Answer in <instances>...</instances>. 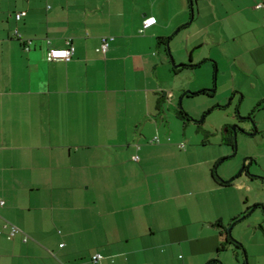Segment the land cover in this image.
Here are the masks:
<instances>
[{"label": "crops", "instance_id": "obj_1", "mask_svg": "<svg viewBox=\"0 0 264 264\" xmlns=\"http://www.w3.org/2000/svg\"><path fill=\"white\" fill-rule=\"evenodd\" d=\"M262 1L202 0L199 10L202 31L216 39L214 66L231 70L243 93L239 76L264 92ZM130 4L140 13L135 31ZM139 8V0H0V264L224 261V229L238 216L220 196L234 183L214 170L215 182L196 183L206 190L190 180L193 164H182L190 153L164 127L174 94L159 81L168 56L156 38L166 26ZM149 16L157 23L142 32ZM104 36L114 38L107 54L97 51ZM69 42L71 61L48 59ZM11 225L21 230L12 238Z\"/></svg>", "mask_w": 264, "mask_h": 264}, {"label": "rangeland", "instance_id": "obj_2", "mask_svg": "<svg viewBox=\"0 0 264 264\" xmlns=\"http://www.w3.org/2000/svg\"><path fill=\"white\" fill-rule=\"evenodd\" d=\"M142 6L149 14L155 13L163 21L161 25L166 26L160 36L166 37L168 43L160 44L156 38L157 51L168 56L167 69L159 70V81L165 92L174 94L169 100L172 106L168 105L170 108L166 111L170 118L166 119L164 127L173 134L171 144L178 151L190 153L186 160H181L182 164H193L188 170L193 173L190 180L196 188L206 190L205 182H201L202 186L196 183H200L202 175L213 182V170L219 179H234L233 186L220 198L234 200L229 207L231 210L225 213L229 215L233 210L241 221H233L226 229L231 231L232 241L243 244L245 253L234 243L226 247L227 242H224V261L219 264H257V260L264 263V256L254 259V254L256 257L264 254V247L260 245L264 242V101L259 105L263 89L251 88L249 84L244 87L245 78L239 76L236 82L243 83L245 93L238 91L234 89L231 70L227 69L224 74L218 65L214 66L215 59L211 55L218 56L216 39H211V31H202L205 22L202 18L206 19L204 14L202 18L199 15V10L205 11L201 8L202 0H139V7ZM133 10L130 4L126 17L130 30L135 31L140 13ZM137 35L146 37L149 33L138 31ZM202 42L204 45H198ZM171 57L178 65L193 66L174 72ZM180 109L186 119L178 116ZM231 132L234 139L236 132L237 149L232 145ZM214 194L207 191L202 197Z\"/></svg>", "mask_w": 264, "mask_h": 264}, {"label": "built area", "instance_id": "obj_3", "mask_svg": "<svg viewBox=\"0 0 264 264\" xmlns=\"http://www.w3.org/2000/svg\"><path fill=\"white\" fill-rule=\"evenodd\" d=\"M257 8L264 10V1L258 3ZM156 23H157L156 17H154V16L147 17L143 22V29L141 31L145 32V30H147L151 26L155 25ZM113 40H114L113 37L104 36L102 38L101 46L97 49V51H99L103 54H107L109 51V48H110V43ZM27 49H29V48H27ZM74 55H75V46L69 42L68 46L66 48H53V49L49 50L48 59L50 61H71L73 59ZM154 142H159L157 137L151 140V143H154ZM136 159H138V157H136ZM20 232H21V230L18 227L11 225L9 237L12 238L17 233H20ZM26 240H27V238L25 239V241ZM102 258L103 257L101 254H95L93 256V261L98 262Z\"/></svg>", "mask_w": 264, "mask_h": 264}, {"label": "trees", "instance_id": "obj_4", "mask_svg": "<svg viewBox=\"0 0 264 264\" xmlns=\"http://www.w3.org/2000/svg\"><path fill=\"white\" fill-rule=\"evenodd\" d=\"M191 2H192V0H191ZM158 40H159V42L160 43H168V39H166V38H163V37H159L158 38ZM168 52V51H167ZM168 55H170V51L168 52ZM189 66H193V65H185V64H183L181 67L182 68H185V67H189ZM216 66V65H215ZM182 68H176V67H173V71L174 72H178V71H180ZM253 115V114H252ZM178 116L180 117V118H182V119H186V116H185V112L183 111V109H180L179 110V112H178ZM231 142H232V145L235 147V139H234V136H233V133L231 132ZM246 169V168H245ZM244 169V170H245ZM222 181V183H224V184H233V181L231 180L230 182H227V181H223V180H221ZM239 220H241V218L240 217H236L235 219H234V221H239ZM225 230H226V232H227V242L229 243V242H233L234 243V245L236 246V247H238V248H242L244 251H245V249H244V246H243V244L241 243V242H238V241H232V239H231V235L228 233V228L226 229V227H225ZM222 249L224 248V246H222L221 247ZM221 250V249H220ZM213 263V262H212ZM212 263H210V264H212Z\"/></svg>", "mask_w": 264, "mask_h": 264}, {"label": "water", "instance_id": "obj_5", "mask_svg": "<svg viewBox=\"0 0 264 264\" xmlns=\"http://www.w3.org/2000/svg\"><path fill=\"white\" fill-rule=\"evenodd\" d=\"M171 60H172V63H173V65H174V67H176V68H179V67H181L182 65H178V64H176L175 63V60L173 59V57H171ZM213 92H215V89L213 90ZM235 131V130H234ZM255 133V132H254ZM253 133V134H254ZM235 149H237V142H236V132H235ZM246 167V166H245ZM245 167L243 168V170L245 169ZM243 170H242V172H243ZM241 172V173H242ZM234 179H232V181H233ZM231 181V180H230ZM230 181H227V182H230ZM228 233L231 235V231L229 230L228 231Z\"/></svg>", "mask_w": 264, "mask_h": 264}]
</instances>
